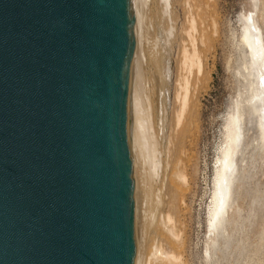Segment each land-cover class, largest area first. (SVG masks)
<instances>
[{
	"label": "water",
	"instance_id": "water-1",
	"mask_svg": "<svg viewBox=\"0 0 264 264\" xmlns=\"http://www.w3.org/2000/svg\"><path fill=\"white\" fill-rule=\"evenodd\" d=\"M140 0H0V264H135Z\"/></svg>",
	"mask_w": 264,
	"mask_h": 264
},
{
	"label": "rangeland",
	"instance_id": "rangeland-1",
	"mask_svg": "<svg viewBox=\"0 0 264 264\" xmlns=\"http://www.w3.org/2000/svg\"><path fill=\"white\" fill-rule=\"evenodd\" d=\"M144 1L138 6L133 62L136 66L141 51L145 59L136 69L148 113L142 135L145 140L147 133L154 135L157 150L153 159L147 146L148 178L138 186L143 195L135 219L136 264H157L165 257L157 249L170 246L176 248L173 264H264V136L249 108L256 86L241 45L249 14L264 40V0ZM194 49L200 72L182 65L184 51ZM184 77L188 97L179 123ZM238 107L242 139L232 191L221 228L210 230L218 159ZM168 214L173 220H166Z\"/></svg>",
	"mask_w": 264,
	"mask_h": 264
},
{
	"label": "bare ground",
	"instance_id": "bare-ground-1",
	"mask_svg": "<svg viewBox=\"0 0 264 264\" xmlns=\"http://www.w3.org/2000/svg\"><path fill=\"white\" fill-rule=\"evenodd\" d=\"M140 2H141V5L143 6L144 3L146 4L147 1L145 2L144 0H140ZM243 29L244 30L242 33L241 45L244 48L245 53L247 54V56L249 58V62L251 65V67H250L251 68V75L254 77V82H255V86H256L255 91L249 100V108L252 112H255L257 114V116L259 118V122H260V128H261L262 134L264 136V40H263V34H262L260 27L258 26V23L254 20V17L252 14L245 16V27ZM142 55L143 54L141 53V51H140V54L137 52L136 66H135L136 68H137V65L139 62L141 64H143V58H144L143 56L144 55L143 56ZM201 64L202 63H201L200 57H199V55L195 49L192 53L184 51L183 58H182V65L184 66L185 70H188L189 72H191V70L196 67L198 69V71L200 72L201 71ZM185 79L186 78L184 77V80H183L184 83L182 81V83H183L182 84V90L184 92L181 96L182 99L180 98L182 104H181V108H180V111L178 114L179 123H180L182 115L185 111V108L187 106L188 84H189L188 80L189 79H186V80ZM145 114H148V113H145ZM145 116H147V115H145ZM230 120H231L230 121L231 124H229V125H231V127H230V129H226V130H229V132L227 131L228 134H226V135H228L226 137L227 138V143L225 145L226 147L222 151L221 157L218 159L219 166L216 170V175H215V179H214V183H213L212 203H211V208L209 211L210 212L209 213L210 230L211 229L212 230H219V228H221V226L223 224L224 209H225V206H226V204L230 198V194L232 191L231 178H232V175H233L234 169H235V155H236V150L239 147V145L241 143V139H242V128H241V121H240L241 120V112H240L239 107L236 109V112L232 115V118ZM146 138H147L146 140L148 141V145L150 147L149 149H150L151 156L154 159L155 155H156V150H157L156 149L157 148V146H156L157 141L155 140L154 135H151L150 133H147ZM148 151H147V153L150 154ZM148 161H150V160L148 159ZM148 168H149V166H148ZM176 171H178V170H176ZM177 173H180V172H177ZM152 176H153V174H152ZM180 176L183 177L182 175H180ZM150 178H151V176H150ZM149 180H151V179H149ZM169 213H172V212L169 211ZM148 219H149V217H148ZM166 220H169V221L173 220L172 214L169 215L168 219H166ZM146 221H149V220H147V218H146ZM163 221H162V223H163ZM166 223H167V221H166ZM163 224H165V223H163ZM147 225H148V223H147ZM167 225H165V226H167ZM170 231L176 235V233H175L176 230H174L173 228H170ZM166 237H168V236H166ZM139 241H140V239H139ZM169 244H170V242H169ZM170 247H169V249H164V247L158 248V249L156 248L157 252L161 254L160 257L165 256V257L161 258L160 260H158L157 264H173L174 263V262H172V259L173 258L176 259V257H177V256H175L176 255V251H175L176 248L174 249V248H170ZM136 257H137V255H136ZM158 259H159V257H158ZM179 259H180V256H179ZM135 264H136V258H135Z\"/></svg>",
	"mask_w": 264,
	"mask_h": 264
}]
</instances>
